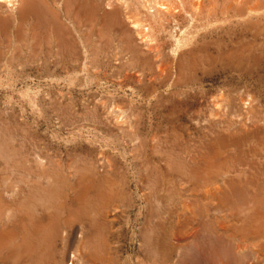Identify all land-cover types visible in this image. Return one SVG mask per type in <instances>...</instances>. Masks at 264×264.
Returning <instances> with one entry per match:
<instances>
[{"label":"rangeland","instance_id":"obj_1","mask_svg":"<svg viewBox=\"0 0 264 264\" xmlns=\"http://www.w3.org/2000/svg\"><path fill=\"white\" fill-rule=\"evenodd\" d=\"M69 261L264 264V0H0V264Z\"/></svg>","mask_w":264,"mask_h":264},{"label":"bare ground","instance_id":"obj_2","mask_svg":"<svg viewBox=\"0 0 264 264\" xmlns=\"http://www.w3.org/2000/svg\"><path fill=\"white\" fill-rule=\"evenodd\" d=\"M162 7H165V6H162ZM167 9L170 10L171 8L166 6V10H167ZM198 9H199V8H198ZM196 10H197V9H196ZM170 11H171V10H170ZM200 11H201V10H200ZM198 13H199V10H198ZM198 13H197V14H198ZM191 16H192V15H191ZM197 17H198V15H197ZM74 256H75V255H74ZM76 257H77V256H76ZM73 258H74V257H73ZM76 259H77V258H76ZM69 264H74V263H73L72 261H69Z\"/></svg>","mask_w":264,"mask_h":264}]
</instances>
